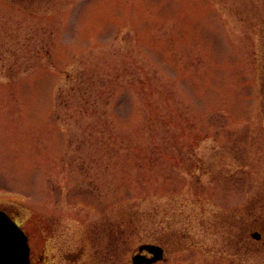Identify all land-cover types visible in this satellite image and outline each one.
Segmentation results:
<instances>
[{
  "label": "rangeland",
  "instance_id": "374dc122",
  "mask_svg": "<svg viewBox=\"0 0 264 264\" xmlns=\"http://www.w3.org/2000/svg\"><path fill=\"white\" fill-rule=\"evenodd\" d=\"M263 63L264 0H0V208L97 264H264Z\"/></svg>",
  "mask_w": 264,
  "mask_h": 264
},
{
  "label": "flooded vegetation",
  "instance_id": "af4514ba",
  "mask_svg": "<svg viewBox=\"0 0 264 264\" xmlns=\"http://www.w3.org/2000/svg\"><path fill=\"white\" fill-rule=\"evenodd\" d=\"M1 209V208H0ZM5 212L7 217L13 221L16 225H18L24 234L27 237V243L29 248V264H97L98 263V251H97V235H95L94 240L91 242L93 246L92 252H90V256L87 261L82 260V257L85 253H87V249L85 250L82 246L80 236L76 239L75 234L68 236V239L64 236L63 232L60 231V227L56 225L57 218L52 216H45V223L41 227L42 231V245L35 246L32 243L31 236L29 232L22 226V220L16 212L7 211L5 209H1ZM259 233V232H258ZM260 234V233H259ZM262 235L258 240L261 241ZM112 244V243H110ZM143 244V243H142ZM153 244L162 249V257L161 260H165V257L168 255L167 250L160 243ZM141 245V244H140ZM106 253L103 254V259H107V255L111 254L112 251H107V246H105ZM138 248L131 255L130 259L138 255ZM140 255L144 256L143 260H148L152 256L145 251H142ZM112 258V257H110ZM158 261L160 263L162 261ZM108 261V260H107Z\"/></svg>",
  "mask_w": 264,
  "mask_h": 264
},
{
  "label": "water",
  "instance_id": "95a60500",
  "mask_svg": "<svg viewBox=\"0 0 264 264\" xmlns=\"http://www.w3.org/2000/svg\"><path fill=\"white\" fill-rule=\"evenodd\" d=\"M257 239V233L252 234ZM145 250L153 255L150 260H143L140 255L132 258V264H152L161 258V250L153 245H142L139 251ZM0 264H28V249L21 231L0 213Z\"/></svg>",
  "mask_w": 264,
  "mask_h": 264
},
{
  "label": "trees",
  "instance_id": "16d2710c",
  "mask_svg": "<svg viewBox=\"0 0 264 264\" xmlns=\"http://www.w3.org/2000/svg\"><path fill=\"white\" fill-rule=\"evenodd\" d=\"M10 3L23 8L27 11H39L43 9H49L51 6H59L63 4H67L72 0H7ZM260 92L262 97V108L264 112V63L262 66V77L260 81Z\"/></svg>",
  "mask_w": 264,
  "mask_h": 264
}]
</instances>
